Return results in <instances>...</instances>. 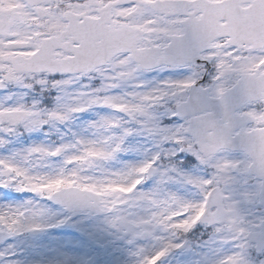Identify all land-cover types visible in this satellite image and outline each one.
I'll return each instance as SVG.
<instances>
[{
  "label": "snow or ice",
  "instance_id": "6c2138e0",
  "mask_svg": "<svg viewBox=\"0 0 264 264\" xmlns=\"http://www.w3.org/2000/svg\"><path fill=\"white\" fill-rule=\"evenodd\" d=\"M69 222L109 264H264V0H0V242Z\"/></svg>",
  "mask_w": 264,
  "mask_h": 264
},
{
  "label": "rangeland",
  "instance_id": "374dc122",
  "mask_svg": "<svg viewBox=\"0 0 264 264\" xmlns=\"http://www.w3.org/2000/svg\"><path fill=\"white\" fill-rule=\"evenodd\" d=\"M106 236L107 239L103 243H94L90 248L89 238L74 223L69 222L45 228L40 234L28 233L19 238H10L2 243L0 248L14 242L18 250L17 256L23 264H40L41 261L54 257L75 260L84 256L86 252L91 253L86 259L96 261V264H109L111 257L121 260L126 255L123 241L112 237L111 234ZM94 249L101 251L97 253Z\"/></svg>",
  "mask_w": 264,
  "mask_h": 264
}]
</instances>
